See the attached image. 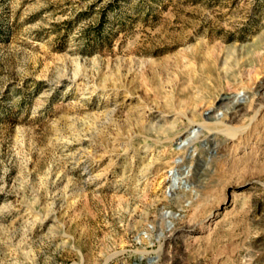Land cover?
Instances as JSON below:
<instances>
[{
    "label": "rangeland",
    "instance_id": "obj_1",
    "mask_svg": "<svg viewBox=\"0 0 264 264\" xmlns=\"http://www.w3.org/2000/svg\"><path fill=\"white\" fill-rule=\"evenodd\" d=\"M0 264H264V0H0Z\"/></svg>",
    "mask_w": 264,
    "mask_h": 264
},
{
    "label": "bare ground",
    "instance_id": "obj_2",
    "mask_svg": "<svg viewBox=\"0 0 264 264\" xmlns=\"http://www.w3.org/2000/svg\"><path fill=\"white\" fill-rule=\"evenodd\" d=\"M227 55V54H226ZM220 60V59H219ZM239 61V60H238ZM223 65V64H222ZM223 66H225V65H223ZM226 73V72H225ZM224 73V74H225ZM224 74H223V76H224ZM226 76V75H225ZM232 101H234L233 103L234 104H236L235 106H232V108H236L238 105H239V100H238V97H236L234 100H232ZM204 105V104H203ZM213 107V106H212ZM239 107V106H238ZM198 108V107H197ZM229 108V107H228ZM231 108V107H230ZM196 110V109H195ZM228 110V109H227ZM225 111V110H224ZM233 111H236V110H233ZM202 112V111H201ZM228 114H230V110H229V113ZM232 114V113H231ZM226 117H228V115L227 116H225L224 117V114L223 113H219V114H207V115H205L204 117L202 116V120L200 121H198L197 123L195 122V121H193V120H188L189 121V123H190V125H191V131L194 133V135L196 136V134L200 131V130H196L195 128H198V126L200 125V127L202 128L203 126H205L208 122H209V120H210V122H212V119H214V122H212V123H218V124H220V125H223L225 128H224V130H234L232 127H230V125H228V123L230 124V122H228V123H226ZM230 117V116H229ZM228 117V118H229ZM231 119H233V118H231ZM157 121V120H156ZM148 123V122H147ZM148 125V124H147ZM193 125L195 126V127H193ZM151 127V126H150ZM150 127L148 128V129H150ZM205 128V127H204ZM152 129V128H151ZM150 129V130H151ZM236 129V128H235ZM222 130V129H221ZM237 131V130H236ZM179 132V131H178ZM234 132L232 131V132H230L229 133V135L230 136H234ZM192 139V138H191ZM185 142H186V144H188V143H190V140L189 139H185ZM183 144V143H182ZM195 150V149H194ZM183 156V155H182ZM179 159L177 160V161H175L176 163H180L181 161H183L182 159V157H178ZM180 160V161H179ZM186 163V162H185ZM190 163H192V161L190 162ZM171 166V165H170ZM189 168H190V166H188L187 168H185L184 170V172L183 173H188V171H189ZM178 169L177 168H172V169H170V173H171V175H172V178L173 179H178Z\"/></svg>",
    "mask_w": 264,
    "mask_h": 264
}]
</instances>
